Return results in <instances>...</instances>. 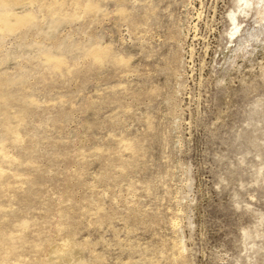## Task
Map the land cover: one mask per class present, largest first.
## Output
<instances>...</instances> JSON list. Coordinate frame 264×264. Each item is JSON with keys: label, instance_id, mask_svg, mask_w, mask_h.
Wrapping results in <instances>:
<instances>
[{"label": "rangeland", "instance_id": "obj_1", "mask_svg": "<svg viewBox=\"0 0 264 264\" xmlns=\"http://www.w3.org/2000/svg\"><path fill=\"white\" fill-rule=\"evenodd\" d=\"M0 264H264V0H0Z\"/></svg>", "mask_w": 264, "mask_h": 264}, {"label": "bare ground", "instance_id": "obj_2", "mask_svg": "<svg viewBox=\"0 0 264 264\" xmlns=\"http://www.w3.org/2000/svg\"><path fill=\"white\" fill-rule=\"evenodd\" d=\"M69 247H63L61 248L60 250H56L54 251V254L57 256V257H65L68 255V249Z\"/></svg>", "mask_w": 264, "mask_h": 264}]
</instances>
